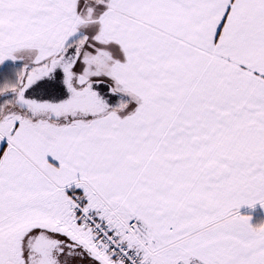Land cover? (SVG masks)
<instances>
[{
    "label": "snow or ice",
    "instance_id": "6c2138e0",
    "mask_svg": "<svg viewBox=\"0 0 264 264\" xmlns=\"http://www.w3.org/2000/svg\"><path fill=\"white\" fill-rule=\"evenodd\" d=\"M264 0H0V264H264Z\"/></svg>",
    "mask_w": 264,
    "mask_h": 264
},
{
    "label": "crops",
    "instance_id": "0c3cea01",
    "mask_svg": "<svg viewBox=\"0 0 264 264\" xmlns=\"http://www.w3.org/2000/svg\"><path fill=\"white\" fill-rule=\"evenodd\" d=\"M240 211L242 214L250 215L252 223L264 222V207L259 204L253 208L244 205L241 207Z\"/></svg>",
    "mask_w": 264,
    "mask_h": 264
}]
</instances>
